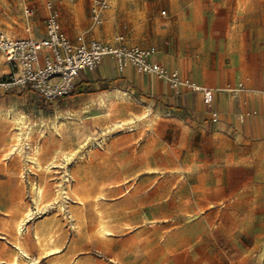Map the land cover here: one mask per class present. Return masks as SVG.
Listing matches in <instances>:
<instances>
[{"label": "rangeland", "instance_id": "1", "mask_svg": "<svg viewBox=\"0 0 264 264\" xmlns=\"http://www.w3.org/2000/svg\"><path fill=\"white\" fill-rule=\"evenodd\" d=\"M47 1L73 43L122 36L154 46L167 71L212 89L216 102L264 99V0H107L100 23L92 0H0V31L43 37ZM94 82L88 76L89 92L52 103L29 88L0 92V264L20 253L17 242L39 264H264V138L246 132L264 103L260 114L237 103L235 125H216L198 116L200 103L186 112L120 81L107 91ZM101 95L117 100L108 117ZM27 131L40 170L22 152ZM15 133L21 155L8 150ZM24 212L28 227L17 234Z\"/></svg>", "mask_w": 264, "mask_h": 264}, {"label": "built area", "instance_id": "2", "mask_svg": "<svg viewBox=\"0 0 264 264\" xmlns=\"http://www.w3.org/2000/svg\"><path fill=\"white\" fill-rule=\"evenodd\" d=\"M108 6L107 0H92L91 19L100 23L102 11ZM45 10L41 38L12 37L0 31V53L10 68L9 73L0 76L1 91L29 88L52 103L69 96L81 78L96 71L105 58H110L118 72L132 67L140 74L165 81L170 89L184 88L200 93L202 103L211 105L213 90L182 77L176 70L167 71L153 60L158 52L154 46L125 45L121 43L122 36L116 43L98 39L73 43L63 32L51 1L45 3ZM24 13L25 30L30 34L32 10L26 8ZM238 86L241 87V83ZM226 91L235 92L233 89Z\"/></svg>", "mask_w": 264, "mask_h": 264}, {"label": "crops", "instance_id": "3", "mask_svg": "<svg viewBox=\"0 0 264 264\" xmlns=\"http://www.w3.org/2000/svg\"><path fill=\"white\" fill-rule=\"evenodd\" d=\"M158 53L159 52H157V54L153 57V60L160 63V61H158V58H157ZM2 58H3L2 62L3 64H5L3 67H7L8 69L7 72H5V70L2 71L1 75H5L10 72V68L6 64L3 55H2ZM104 63L106 65H104ZM172 70H176V69H172ZM88 76L91 77L92 80L95 81L93 85L99 86V81H101L105 83L107 87L109 88L111 84H114L117 81H120L121 83L128 85L127 86L128 89L131 88L130 92H133L134 90H136L144 96H154L157 100L160 99L164 101L165 103L176 104V106L179 109L181 108V106H183L184 108H186V112H189V110L192 109V103H194L195 105L194 110L198 111V108L196 105L197 103H200L203 109H199V111L203 113H200L198 116L202 119L211 121L215 123L216 125H219V124L226 125V124H232V123L233 125H235L236 120L231 114L233 106L236 105V107H239L240 109H242V107L238 106L237 103H249L252 109L254 107L255 108L258 107L257 109L259 111V114L262 111L261 109L264 103V99L260 100L254 97H250L248 101H244V102L237 98L229 99V100L219 99V101L216 102V95L213 92V100H212L211 105L205 106L202 103L200 93L190 92L184 88L170 89L165 81L158 80L153 76L140 74L136 72L132 67H129V66L126 67L123 71L118 72L117 69L115 68L113 61L110 58H105L96 71L86 74L83 78H81L78 81L76 86L78 84H83L86 80V77ZM103 91H107V89ZM0 92L2 91L0 90ZM82 94H84V92L75 94L74 96H80ZM191 115L194 116L195 113H192ZM251 118L252 119H251L250 124L247 125L246 132H248L251 136L264 138V118L257 117V116L251 117Z\"/></svg>", "mask_w": 264, "mask_h": 264}, {"label": "bare ground", "instance_id": "4", "mask_svg": "<svg viewBox=\"0 0 264 264\" xmlns=\"http://www.w3.org/2000/svg\"><path fill=\"white\" fill-rule=\"evenodd\" d=\"M2 57V56H1ZM107 93V92H106ZM115 97V96H114ZM119 98H121V100L122 101H120L121 102V105H123V104H125V100H127V99H129V96H127V94L126 93H124V96L123 97H119ZM119 100V99H118ZM130 100V99H129ZM117 101V100H116ZM116 101L115 100H113L112 98H104L102 95H101V98H99V100H98V103H100V104H98L99 105V107L100 108H102V109H104L105 108V115L108 117V116H110L112 113H113V107L114 108H116L117 109V107H118V105H116ZM115 103V104H114ZM118 104V103H117ZM124 106V105H123ZM113 109V110H112ZM111 110H112V113H111ZM118 111V110H117ZM102 112H103V110H102ZM20 118V117H19ZM23 119V118H22ZM16 121V120H15ZM124 121V120H123ZM118 122V121H117ZM119 122H121V121H119ZM18 123V122H17ZM52 123V122H51ZM124 123V122H123ZM28 124V123H27ZM20 126V125H19ZM30 129V128H29ZM19 131V130H18ZM28 132V131H27ZM30 132V131H29ZM29 132L28 133H26L25 135H24V141L26 142V148L24 149V150H22L23 148H22V146L20 145V143H19V141H20V135L18 134V133H15L13 136H12V138H11V140H12V144L10 145V147H9V153L10 152H12V151H14L17 155H21V153H20V151L22 150V152L23 153H25V156H26V158H27V161H29V162H32L33 164L35 163V165H36V167H37V170H40L41 169V164H40V162H39V160H38V157H36V155L37 154H39L38 153V149H37V147H36V145L35 146H31V135L29 134ZM29 142H30V144H29ZM26 149H28V150H26ZM40 150V149H39ZM3 154V153H2ZM8 153H4L3 154V158H5L6 157V155H7ZM15 155V154H14ZM54 155V154H53ZM53 157H55V156H53ZM2 158V157H1ZM25 158V159H26ZM55 162V160H52L51 162H49V163H54ZM30 164V163H29ZM59 165V164H58ZM34 167V166H33ZM47 169H48V167H47ZM45 171H46V169H45ZM52 171V170H51ZM37 172V171H36ZM65 172V171H64ZM67 176V175H66ZM68 182V181H67ZM32 185H33V183H32ZM45 185V184H44ZM44 185H42V186H39L38 185V187H37V190H36V193H35V197H34V203H33V205H34V207L35 208H37L38 210H39V207L41 206V205H45L46 203H44L43 202V198L45 197V189H44ZM34 188V187H33ZM71 191V190H70ZM77 191V190H76ZM62 192H65V191H62ZM67 192V191H66ZM73 192V191H72ZM78 193V192H77ZM58 194V193H57ZM66 194H68V193H66ZM75 194V195H74ZM73 195H74V197L76 196L77 198H78V200H80L81 201V198L79 197V193L78 194H76V193H74ZM59 196V195H58ZM52 197V196H51ZM50 197V198H51ZM60 197V196H59ZM49 198V197H48ZM48 198H47V200H48ZM49 198V199H50ZM52 198H54L55 199V197H52ZM54 199H52V201L54 200ZM51 203V202H50ZM50 203H48V204H50ZM29 211V210H28ZM99 211V210H98ZM97 213H99V220H97L98 222H97V224L95 225L96 226V231L101 235V236H105V234H109L110 232H109V230H110V228L108 229L107 228V226H106V223L103 221V219L101 218V217H103L102 216V214H101V212H97ZM31 214V213H30ZM30 214H28L27 212H24V213H22L21 214V216H19L15 221H14V223H13V229H15L14 231H16V233L17 234H20V230H21V228H23L24 229V231L27 229V221L29 220V215ZM37 229V228H36ZM13 233V232H12ZM21 234H22V232H21ZM34 239H35V241H36V243H38V245L41 243V240L42 239H40V236L38 235V233L36 232V231H34ZM15 238V237H14ZM17 239V238H16ZM14 241V240H13ZM48 242H53V239H49L48 240ZM22 244H19V242H17L16 243V246H17V248L19 249V251H20V253L19 254H16V255H13V257H12V259L10 260V264H39V262H40V256L38 255V256H35V257H31L28 253H27V251L21 246ZM40 246V245H39ZM40 247H42V246H40ZM53 248V247H52ZM52 248H49V249H52ZM43 249H44V247H43ZM49 249H44L43 250V253H47L48 252V250ZM50 251V250H49ZM42 253V252H41Z\"/></svg>", "mask_w": 264, "mask_h": 264}, {"label": "trees", "instance_id": "5", "mask_svg": "<svg viewBox=\"0 0 264 264\" xmlns=\"http://www.w3.org/2000/svg\"><path fill=\"white\" fill-rule=\"evenodd\" d=\"M99 88L101 90H106L108 89L107 85L101 81H99ZM82 92H89V90L87 89V91H84V88H83V84H78L74 89H73V94H79V93H82Z\"/></svg>", "mask_w": 264, "mask_h": 264}]
</instances>
